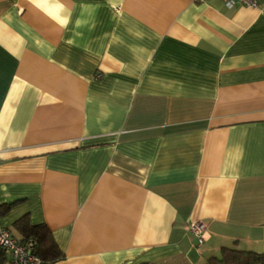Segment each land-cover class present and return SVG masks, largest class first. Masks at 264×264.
<instances>
[{
	"label": "crops",
	"instance_id": "crops-1",
	"mask_svg": "<svg viewBox=\"0 0 264 264\" xmlns=\"http://www.w3.org/2000/svg\"><path fill=\"white\" fill-rule=\"evenodd\" d=\"M22 217L42 264L264 253V0H0V228Z\"/></svg>",
	"mask_w": 264,
	"mask_h": 264
},
{
	"label": "trees",
	"instance_id": "trees-1",
	"mask_svg": "<svg viewBox=\"0 0 264 264\" xmlns=\"http://www.w3.org/2000/svg\"><path fill=\"white\" fill-rule=\"evenodd\" d=\"M15 226L22 234L21 239H35V251L42 262L56 260L62 256V252L56 246L50 231L44 224L32 225L27 218L22 217L15 222ZM4 254L5 251L0 248V262ZM220 260L228 264H264V253L224 249Z\"/></svg>",
	"mask_w": 264,
	"mask_h": 264
},
{
	"label": "built area",
	"instance_id": "built-area-1",
	"mask_svg": "<svg viewBox=\"0 0 264 264\" xmlns=\"http://www.w3.org/2000/svg\"><path fill=\"white\" fill-rule=\"evenodd\" d=\"M225 5L232 6L239 3L246 6H254L255 0H223ZM187 230L194 234L201 244L203 241L204 223L191 221ZM34 238L20 239L12 236L6 229L0 228V248L8 255L6 264H42V259L35 251Z\"/></svg>",
	"mask_w": 264,
	"mask_h": 264
}]
</instances>
